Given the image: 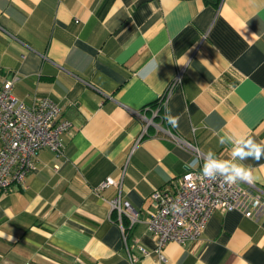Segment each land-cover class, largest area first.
Wrapping results in <instances>:
<instances>
[{
    "label": "crops",
    "instance_id": "1",
    "mask_svg": "<svg viewBox=\"0 0 264 264\" xmlns=\"http://www.w3.org/2000/svg\"><path fill=\"white\" fill-rule=\"evenodd\" d=\"M0 25L14 36L0 31L1 78L27 104L50 97L71 123L62 153L41 149L25 186L0 191V264H264V214L215 209L163 259L145 221L151 192L173 188L192 147L231 159L220 136L264 141V0H0ZM153 59L156 74L140 78ZM143 116L154 122L144 133ZM243 164L264 193V157ZM118 193L139 212L131 226L123 216L128 244L151 251L133 263Z\"/></svg>",
    "mask_w": 264,
    "mask_h": 264
},
{
    "label": "built area",
    "instance_id": "2",
    "mask_svg": "<svg viewBox=\"0 0 264 264\" xmlns=\"http://www.w3.org/2000/svg\"><path fill=\"white\" fill-rule=\"evenodd\" d=\"M0 31L14 38L0 25ZM180 82V71L171 80L157 100L158 110L165 108L173 87ZM13 80L0 76V191H8L12 186H25L26 175L36 169L38 152L47 148L56 154L63 151L62 134L70 127L69 120L60 117L58 104L48 96L35 97L27 104L12 93ZM142 116L141 113H138ZM164 115L162 116L163 119ZM144 129L154 123L153 117L143 116ZM164 120V119H163ZM169 134V128H166ZM195 155L204 153L192 147ZM200 167L185 170L176 180L172 189L155 188L151 192L153 212L146 217V225L155 238L152 252L160 259L165 257L164 248L170 241L183 243L197 238L215 209L223 211L239 210L245 216L257 219L264 214V193L254 182L244 185H228L222 179L212 181L201 173ZM113 178H106L96 190L114 184ZM116 213L129 261L133 263L140 255H149L150 250L135 245L133 251L127 242V230L123 216L131 226L138 220L139 212L118 193L111 201ZM177 206L181 211H176Z\"/></svg>",
    "mask_w": 264,
    "mask_h": 264
},
{
    "label": "clouds",
    "instance_id": "3",
    "mask_svg": "<svg viewBox=\"0 0 264 264\" xmlns=\"http://www.w3.org/2000/svg\"><path fill=\"white\" fill-rule=\"evenodd\" d=\"M158 65L154 59L149 60L138 71L137 75L140 78H149L153 73L156 74ZM163 119L173 127H178L180 117L178 115L174 116L168 111ZM219 142L221 144H231V159H220L215 152L209 150L203 157L196 155L186 163V167L189 169L198 168L201 159H203L201 173L204 177L212 181L222 179L228 185H236L241 182L251 183L254 178L253 172L250 166L243 164V161L247 159L259 161L264 157V141L257 142L254 138L244 135H222ZM174 208L176 211H181L177 206H174Z\"/></svg>",
    "mask_w": 264,
    "mask_h": 264
},
{
    "label": "trees",
    "instance_id": "4",
    "mask_svg": "<svg viewBox=\"0 0 264 264\" xmlns=\"http://www.w3.org/2000/svg\"><path fill=\"white\" fill-rule=\"evenodd\" d=\"M220 1L221 0H205V2L211 3L213 5H218L220 3ZM158 115L160 116V114H158ZM156 117H157V115L154 118H156Z\"/></svg>",
    "mask_w": 264,
    "mask_h": 264
}]
</instances>
